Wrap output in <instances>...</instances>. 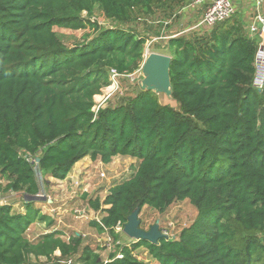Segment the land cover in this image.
I'll return each mask as SVG.
<instances>
[{
	"label": "trees",
	"instance_id": "obj_1",
	"mask_svg": "<svg viewBox=\"0 0 264 264\" xmlns=\"http://www.w3.org/2000/svg\"><path fill=\"white\" fill-rule=\"evenodd\" d=\"M192 1L0 0V189L26 201L24 212L0 206V264H148L134 253L143 246L158 264H264V89L253 86L257 41L242 23L166 35L178 107L140 89L94 111L111 69L142 68L151 38L135 28L140 16L190 11ZM97 7L117 26L92 20ZM56 27L95 34L68 46ZM117 156L135 160L130 176L104 198L83 195L100 212L88 222L97 241H120L116 227L138 208L165 212L189 201L194 222L158 243H119L123 258L104 259L79 232L31 237L37 221L55 224L37 205L38 172L65 179L86 157Z\"/></svg>",
	"mask_w": 264,
	"mask_h": 264
},
{
	"label": "rangeland",
	"instance_id": "obj_2",
	"mask_svg": "<svg viewBox=\"0 0 264 264\" xmlns=\"http://www.w3.org/2000/svg\"><path fill=\"white\" fill-rule=\"evenodd\" d=\"M84 16L86 17L87 14L84 13ZM233 17H235V15ZM91 18L92 20H96L101 28L106 29L112 26H117L115 21H112L105 16L100 7L96 8L94 15H92ZM195 18L196 17H194L192 13L184 11L182 10V7L177 6L156 9L154 14L150 16L141 15L135 22V28L143 34L147 32L151 38L146 44L145 55L151 52L169 54L166 48L168 39L164 37L156 38L157 32L161 31L160 34H162V36L174 35L180 32H183L182 34L190 35L191 32L196 31L189 30V28L196 23L195 20L197 19ZM232 18L229 19V22ZM55 30L68 46L80 44L87 39H91L95 34L93 29L72 30L56 27ZM142 79L143 74L140 70L132 74L124 75L119 78V84L117 86L114 85L111 88L105 89V91L102 92V94L97 95L95 99L96 101L105 100L106 95L111 93L109 99L104 102L103 106H116L121 104L123 101L129 97L135 96L140 91ZM161 101L174 107H178V105L173 102L172 98L166 95H161ZM133 163H135V160L129 156H117L113 158L110 163H104L100 159L86 157L75 164L65 179H57L52 176L43 177L41 173L38 172L37 176L41 192L47 195V197L44 198L38 197V200L47 203V205H43L45 203H42L43 211L54 216L57 219V223H59V219H61L62 222L60 221V225L64 224L65 221L68 224V226L65 227L70 232H79L85 235V242L90 243L95 247H99L104 259H107L110 253H117L120 250L118 247L119 243L121 245H131L136 240L130 238L125 232H121L120 241H116L113 237L112 239L109 236H106L105 238L99 237L97 241V237L95 236L96 232L93 231L88 224L89 220L77 215L76 210H85L86 213L91 216H99L90 209L86 201L83 199L84 193H88L93 197L100 196L104 198L113 186L130 176ZM1 193V200H7L18 204L17 209L23 204L24 200L20 193L13 191H1ZM46 199H53L54 207H56L60 214L58 212L55 213L52 210L51 205L48 204ZM20 200L22 201L21 204H19ZM196 216V208L189 201H184L175 203L165 212L144 208L142 213H140L139 218L141 220V226L144 229H149L151 226L159 222L160 230L163 233L177 237L184 228L190 226L194 222ZM46 229H48V227L45 222L40 220L37 221L30 229V234H32L31 237H33V232L37 234ZM134 253L140 260H143L148 264H158V262L150 255L148 249L144 246L135 250Z\"/></svg>",
	"mask_w": 264,
	"mask_h": 264
},
{
	"label": "built area",
	"instance_id": "obj_3",
	"mask_svg": "<svg viewBox=\"0 0 264 264\" xmlns=\"http://www.w3.org/2000/svg\"><path fill=\"white\" fill-rule=\"evenodd\" d=\"M256 6V15L251 24L249 25V34L252 38H256L257 41V51L255 54V75L253 78V86L258 89L259 91H262L264 89V15L261 13L260 9L264 5V0H252ZM198 7H203L204 12L202 17L199 21H197L196 24H194L189 30H203V29H211L215 25L219 23H223L230 18H232L237 9L235 0H193L190 8L195 9ZM148 54V53H147ZM145 55V57L147 56ZM142 71V68L140 69ZM124 76L123 74H120L116 69H111L110 77H111V85L106 87L111 88L114 85L119 84V78ZM103 89V92L105 91ZM113 91V90H112ZM111 93H108L106 95V99L102 101H96L97 104L94 107V111L98 112L100 107L103 106L104 102L109 99ZM30 160L34 162L33 157H30ZM1 184V181H0ZM1 189H0V202L2 201V195H1ZM38 197H47L46 194L40 193L37 195ZM77 215H80L82 218H85L87 220H93L100 218V212H95V214L99 216H91L90 214L86 213L85 210L77 209ZM93 211V210H92ZM116 232L121 233L124 232V226L119 224L116 227ZM166 234V233H165ZM169 236V235H168ZM118 258H123L124 254L121 250L117 252ZM73 259L68 260V264H73Z\"/></svg>",
	"mask_w": 264,
	"mask_h": 264
},
{
	"label": "water",
	"instance_id": "obj_4",
	"mask_svg": "<svg viewBox=\"0 0 264 264\" xmlns=\"http://www.w3.org/2000/svg\"><path fill=\"white\" fill-rule=\"evenodd\" d=\"M173 57L169 54L151 52L147 54L142 64L143 79L141 80V89L153 91L156 94H164L170 98L173 96L171 81V64ZM38 197V196H37ZM3 202H0V206ZM140 209H136L128 218L124 226V232L132 239L147 240L152 243H158L161 239H166L167 234L160 230L159 222L144 229L141 226L139 218Z\"/></svg>",
	"mask_w": 264,
	"mask_h": 264
},
{
	"label": "crops",
	"instance_id": "obj_5",
	"mask_svg": "<svg viewBox=\"0 0 264 264\" xmlns=\"http://www.w3.org/2000/svg\"><path fill=\"white\" fill-rule=\"evenodd\" d=\"M235 4H236V9H237V11H236V13H235V17H233L232 18V20H231V22L233 23V22H236V24H241L242 23V26H243V28H244V31H245V33H249V25L251 24V22L253 21V19L255 18V15H256V13H257V11H256V6H255V4H254V2L252 1V0H235ZM260 11H261V13L264 15V5L261 7V9H260ZM188 12H190V13H192V15L194 16V17H196L195 19H197V20H195V22L197 23V21L198 20H200V18L202 17V15H203V12H204V9H203V7H198V8H196L195 10L194 9H192V10H190V11H188ZM196 14H197V16H196ZM191 16V15H190ZM189 17V16H188ZM235 19V20H234ZM229 21V20H228ZM193 26V25H192ZM191 26V27H192ZM190 27V28H191ZM198 31V30H197ZM185 32V31H184ZM183 32H180V33H176V34H174V36H176V35H180V34H182ZM250 35V34H249ZM165 38H166V36H164ZM256 39V38H255ZM23 200H24V198H23ZM3 202V204H11V205H13V208H14V210H16V211H19V212H24L25 211V200L23 201V204H21L22 203V201L20 200L19 202V204H21L19 207L20 208H18L17 209V205L18 204H15V203H12V202H9V201H7V200H3L2 201ZM42 203H45L44 201H39L38 202V206L41 208V210H42V212L43 213H46V212H44L43 211V209H42ZM48 204L49 205H51V208H52V210L56 213V212H58L57 211V209H56V207H54V201H53V199H50V200H48ZM43 205H47V203H45V204H43ZM24 208V209H23ZM59 213V212H58ZM46 214H48V213H46ZM60 214V213H59ZM50 217H52V218H55L54 216H52V215H50V214H48ZM59 219V218H58ZM60 221L62 222V220L61 219H59V223H57V219L55 218V224L53 225V226H49L48 225V223H46V225H47V227H48V229H46V230H44V231H42V232H40V233H35V232H33V237H36V236H38L39 234H42V233H47V232H50V231H52V230H54V229H64L65 231H67L68 229H66V227L65 226H68V224L64 221V224H62V225H60ZM43 222V221H42ZM69 231V230H68ZM32 235V234H31ZM106 236H108V235H105V236H101V238H105ZM56 255H60V251H57L56 252Z\"/></svg>",
	"mask_w": 264,
	"mask_h": 264
}]
</instances>
